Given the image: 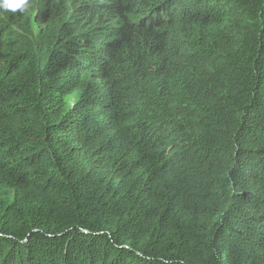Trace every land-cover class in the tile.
<instances>
[{
    "label": "trees",
    "instance_id": "1",
    "mask_svg": "<svg viewBox=\"0 0 264 264\" xmlns=\"http://www.w3.org/2000/svg\"><path fill=\"white\" fill-rule=\"evenodd\" d=\"M0 9V264H264V0Z\"/></svg>",
    "mask_w": 264,
    "mask_h": 264
},
{
    "label": "clouds",
    "instance_id": "2",
    "mask_svg": "<svg viewBox=\"0 0 264 264\" xmlns=\"http://www.w3.org/2000/svg\"><path fill=\"white\" fill-rule=\"evenodd\" d=\"M32 0H0V9L12 14H26L32 9Z\"/></svg>",
    "mask_w": 264,
    "mask_h": 264
}]
</instances>
